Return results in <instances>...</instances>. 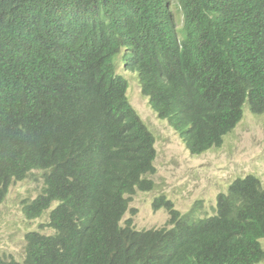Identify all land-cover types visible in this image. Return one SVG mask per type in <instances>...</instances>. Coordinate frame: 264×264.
I'll return each mask as SVG.
<instances>
[{
	"label": "trees",
	"instance_id": "trees-1",
	"mask_svg": "<svg viewBox=\"0 0 264 264\" xmlns=\"http://www.w3.org/2000/svg\"><path fill=\"white\" fill-rule=\"evenodd\" d=\"M0 0V204L13 182H41L21 201L50 210V234H26L23 264H259L264 184L234 178L182 213L165 195L163 227L120 221L155 182L156 136L128 95L135 73L148 106L198 155L221 147L245 106L264 111V0ZM120 70V68H119ZM134 211V210H132ZM0 264H20L0 255Z\"/></svg>",
	"mask_w": 264,
	"mask_h": 264
},
{
	"label": "rangeland",
	"instance_id": "rangeland-1",
	"mask_svg": "<svg viewBox=\"0 0 264 264\" xmlns=\"http://www.w3.org/2000/svg\"><path fill=\"white\" fill-rule=\"evenodd\" d=\"M176 25L182 26L183 18L176 0H169ZM124 51L118 55V72L128 79V98L142 119L156 136V172L151 178L156 188L150 191H136L131 195L128 211L123 220L131 218L137 230L164 226L168 213L164 208L155 209V197L164 194L170 198L176 209L189 211L197 200L211 214L218 193L225 192L228 184L236 177L257 175L264 184V111L254 114L246 106L241 120L218 148H211L193 155L183 141L170 128L167 120L160 119L141 94L136 75L124 70ZM41 182L28 178L14 182L0 204V255L23 261L25 234L28 231L51 233L49 228L40 229L44 217L28 220L21 210L22 199H33L39 194ZM134 210V211H132ZM264 245V241L262 242ZM259 264H264L262 261Z\"/></svg>",
	"mask_w": 264,
	"mask_h": 264
},
{
	"label": "clouds",
	"instance_id": "clouds-1",
	"mask_svg": "<svg viewBox=\"0 0 264 264\" xmlns=\"http://www.w3.org/2000/svg\"><path fill=\"white\" fill-rule=\"evenodd\" d=\"M127 90H128V89H127ZM245 108H246V107H245ZM168 125H169V124H168ZM235 127H236V125H235ZM235 127H234V128H235ZM170 128H171V127H170ZM234 128H233V129H234ZM172 130H173V129H172ZM232 131H233V130H232ZM175 133H176V132H175ZM228 134H229V133H228ZM228 134H227V135H228ZM176 135H178V134L176 133ZM179 138H180V137H179ZM155 143H156V142H155ZM183 143H184V142H183ZM184 145H185V144H184ZM185 147H186V146H185ZM152 175H153V174H152ZM152 175H150L149 178H151ZM151 179H152V178H151ZM152 180H153V179H152ZM153 181H154V180H153ZM154 182H155V181H154ZM13 183H14V182H13ZM13 183H12V184H13ZM12 184H11V185H12ZM11 185H10V186L8 187V189H7L8 192H9V189H10ZM155 188H156V183H155ZM155 188H154V189H155ZM145 192H147V191H145ZM7 194H8V193H7ZM133 194H135V193H133ZM37 195H38V194H37ZM37 195H36V196H37ZM160 195H164V194H160ZM6 196H7V195H6ZM158 196H159V195H158ZM165 196H166V195H165ZM166 197H167V196H166ZM34 198H35V197H34ZM34 198H33V199H34ZM168 199H170V198H168ZM25 200H26V201H29V200H27V199H25ZM30 200H32V199H30ZM170 200H171V199H170ZM216 200H217V198H216ZM3 201H4V200H3ZM21 201H23V199H22ZM197 201H198V200H197ZM2 203H3V202H2ZM2 203H1V204H2ZM215 205H216V202H215ZM214 207H215V206H214ZM53 208H54L53 206L50 207V209L44 211V213L42 214V217H44V215H46V218H47V219H46L45 223H47V221H48V216H49V212H50V210L53 209ZM202 208H203V207H202ZM203 209H204V208H203ZM204 211H205V210H204ZM214 211H215V208H214ZM124 215H125V214H124ZM40 217H41V216H40ZM40 217H37V218H40ZM25 218H26V217H25ZM123 218H124V216H123ZM123 218H122V221H120V224H121L122 227L125 225V223H124L125 220H127V219L123 220ZM26 219H27V218H26ZM34 219H36V218H34ZM128 219H129V218H128ZM28 220H32V219H28ZM132 221H133V220H132ZM45 223H40V225H39L40 229H42L41 226H42L43 224H45ZM132 225H133V222H132ZM133 226H134V225H133ZM162 227H163V226H162ZM46 228H47V227H46ZM44 229H45V228H44ZM49 229H50V228H49ZM147 229H153V228H147ZM147 229H140V230H147ZM50 230H51V229H50ZM33 231H36V230H33ZM33 231H28L27 233H29V232H33ZM37 232H40V231H37ZM51 232H52V230H51ZM27 233H26V234H27ZM40 233H42V232H40ZM26 234H25V237H26ZM49 234H50V233H49ZM25 245H26V238H25ZM24 257H25V248H24L23 261H24ZM14 260H15V259H14ZM16 261H18V260H16ZM23 261H18V262H19L20 264H23ZM262 261H264V259H263ZM262 261H261V262H262ZM261 262H260V263H261Z\"/></svg>",
	"mask_w": 264,
	"mask_h": 264
}]
</instances>
